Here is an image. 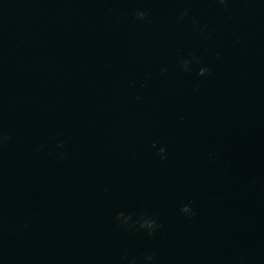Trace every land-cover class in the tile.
I'll use <instances>...</instances> for the list:
<instances>
[{
	"label": "water",
	"instance_id": "1",
	"mask_svg": "<svg viewBox=\"0 0 264 264\" xmlns=\"http://www.w3.org/2000/svg\"><path fill=\"white\" fill-rule=\"evenodd\" d=\"M0 264H264V0H0Z\"/></svg>",
	"mask_w": 264,
	"mask_h": 264
},
{
	"label": "clouds",
	"instance_id": "2",
	"mask_svg": "<svg viewBox=\"0 0 264 264\" xmlns=\"http://www.w3.org/2000/svg\"><path fill=\"white\" fill-rule=\"evenodd\" d=\"M221 2H223V0H221ZM145 15H146V14L143 13V12H138V13H137V17H138L139 19H143ZM207 71H208L207 69H203L202 72H199L198 74H199V75H204Z\"/></svg>",
	"mask_w": 264,
	"mask_h": 264
}]
</instances>
